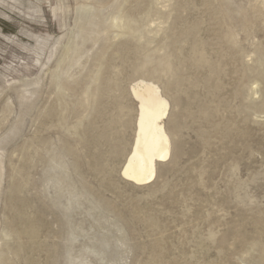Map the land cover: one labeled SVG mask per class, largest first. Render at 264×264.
Instances as JSON below:
<instances>
[{
    "label": "rangeland",
    "instance_id": "374dc122",
    "mask_svg": "<svg viewBox=\"0 0 264 264\" xmlns=\"http://www.w3.org/2000/svg\"><path fill=\"white\" fill-rule=\"evenodd\" d=\"M0 264H264V0H0Z\"/></svg>",
    "mask_w": 264,
    "mask_h": 264
},
{
    "label": "bare ground",
    "instance_id": "6f19581e",
    "mask_svg": "<svg viewBox=\"0 0 264 264\" xmlns=\"http://www.w3.org/2000/svg\"><path fill=\"white\" fill-rule=\"evenodd\" d=\"M114 21L125 23L129 35L139 33V30L134 28L132 20L127 17L119 16ZM200 61L205 62L202 59ZM171 65L170 63L166 67L168 72L172 70L173 65ZM95 81L98 83V79ZM64 88L68 90L65 85L63 87L60 85V89ZM132 93L140 103L139 117L136 140L123 168V174L134 183L143 185L155 177L157 163L170 157V134L163 124L167 115L168 102L162 96L158 86L152 82L141 80L132 87Z\"/></svg>",
    "mask_w": 264,
    "mask_h": 264
}]
</instances>
